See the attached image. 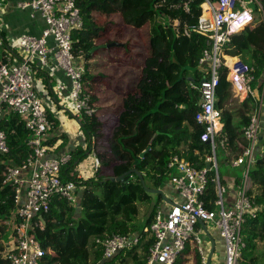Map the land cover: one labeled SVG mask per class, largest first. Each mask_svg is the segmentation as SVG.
Instances as JSON below:
<instances>
[{
    "label": "trees",
    "instance_id": "obj_1",
    "mask_svg": "<svg viewBox=\"0 0 264 264\" xmlns=\"http://www.w3.org/2000/svg\"><path fill=\"white\" fill-rule=\"evenodd\" d=\"M203 0H77L83 26L71 34L72 53L81 57L84 63L82 75L83 90L90 95L96 110L94 82L98 83L104 77L89 76V62L106 48L110 49L141 45L147 54L140 68V79L135 87L122 100V109L117 117V124L110 137L103 133V125L96 115L84 117L79 126L88 147L78 148L71 152L70 162L62 169L61 178L65 184H73L81 189L75 203L66 200H56L50 211L43 216L44 230L36 231L35 237L45 251L40 264H116L121 258L122 264H143L151 239L140 248L127 251L130 263L119 253L110 261L102 260L100 247L95 239H105L112 235L136 233L131 226L138 215L137 203L150 202V194L144 191L139 178L131 175L125 183L110 182L109 178L118 177L125 172L136 169L143 176L146 186L160 189L169 171L167 163L177 155L191 162L196 168L206 167L204 156L209 154V146L200 141L204 127L195 121V113L199 94L190 88V83H199L207 72V66L199 63L202 52L207 48L206 39L192 31L201 13L200 4ZM187 3L188 12L184 5ZM264 11V1H263ZM122 14L125 25L133 31L140 30L139 37L133 38L132 33L127 43L110 40L112 29L114 34H120V27L113 26L111 18ZM188 34H185L184 32ZM124 35V34H123ZM137 40V41H136ZM3 34L0 32V64L5 54L10 52ZM225 54L238 57L242 64L254 68L252 86H259L262 92L264 85V20L258 16L255 22L235 33L225 47ZM127 57V56H126ZM154 68H157L154 69ZM227 70L222 71L220 85L217 88L219 102L217 106L223 110V131L217 139H224L226 146L232 144L234 156H239L245 147L243 129L248 125L256 109V101L245 99L238 108L237 120L231 119L233 137L229 130V119L226 118L223 106L227 102L230 91L226 81ZM87 81L89 83H87ZM264 104V91L262 96ZM51 117V116H50ZM51 119L52 129L58 123ZM0 128L6 135L9 151L0 154V184L1 173L6 165L17 166L28 156L27 145L29 132L17 115H9L2 119ZM152 143L150 144V141ZM101 140V141H100ZM92 142L94 147H92ZM100 142L102 144H100ZM99 143V146L97 145ZM256 159L249 171V178L257 190H264V132L262 134ZM94 150L99 160V167L94 177L77 180L72 172L83 159ZM230 166L229 160L225 161ZM243 171V166L239 167ZM72 174V175H71ZM215 177L213 172L209 178ZM242 178H235L237 183ZM99 193H95V191ZM7 190L0 191L3 196ZM259 211L255 219H249L243 229L245 248L239 264H264V247L258 249L257 240L264 241V193L249 191ZM156 203H162L156 195ZM214 186L208 184L204 197L206 208L211 210L214 200ZM11 200L6 206H0V213L9 211ZM9 206V207H7ZM156 204L148 214L146 226L152 221ZM61 241L62 247L57 245ZM65 263L61 262L59 252H72ZM200 264V258L195 249L187 248L175 264L189 262ZM0 264H9L0 257ZM120 264V263H119Z\"/></svg>",
    "mask_w": 264,
    "mask_h": 264
},
{
    "label": "built area",
    "instance_id": "obj_2",
    "mask_svg": "<svg viewBox=\"0 0 264 264\" xmlns=\"http://www.w3.org/2000/svg\"><path fill=\"white\" fill-rule=\"evenodd\" d=\"M263 1L203 0L200 4L201 13L192 31L206 39L207 48L199 63L207 66V72L199 83L189 85L199 94L194 118L204 127L200 141L210 148L209 154L204 156L208 168L198 169L184 158L171 157L167 169L176 195L175 200H170L174 205L158 206L151 223L140 233L96 238L103 261H110L124 251L140 249L151 239L143 264H175L188 247L196 250L200 264H206L209 239L205 230L208 228L215 229L223 241V264H239L242 260L244 226L249 219H255L259 211L248 192L249 171L260 147V133L264 131V85L262 92L259 86L254 88V68L242 64L238 57L226 55L225 47L235 33L252 25L258 16L264 20ZM16 7L21 11L30 10L31 18L38 15L46 27L39 37L27 33L19 37L16 43L22 56L19 65L10 58L0 64V123L8 115H17L29 132L27 145L30 149L23 162L17 166L5 164L1 173L0 191L6 187L9 190L0 195V206H6L8 195L13 205L9 211L0 213V257L9 264H40L45 251L34 233L44 230L45 224L39 217L43 219L49 213L54 201L62 199L73 204L76 198L75 186L65 184L61 178L71 153L47 157L50 149L46 141L51 124L35 91L34 65L47 67L52 61L54 67L63 72L70 83V108L76 121L92 117L96 110L90 95L83 90V59L72 53L71 34L83 26L77 0H22ZM184 9L188 12L187 3ZM223 70H227L226 81L232 99L252 98L257 103L243 129L245 147L232 161L234 167L243 166L240 183L235 179L224 183L218 173L216 144L223 147L225 140L217 139L223 131V110L217 106L216 92ZM8 151L6 135L0 128V154ZM93 160L96 171L99 161L95 155ZM210 172L215 175L213 179L209 178ZM209 183L213 184L215 195L211 210L206 208L204 201ZM199 222H203L205 229Z\"/></svg>",
    "mask_w": 264,
    "mask_h": 264
},
{
    "label": "rangeland",
    "instance_id": "obj_3",
    "mask_svg": "<svg viewBox=\"0 0 264 264\" xmlns=\"http://www.w3.org/2000/svg\"><path fill=\"white\" fill-rule=\"evenodd\" d=\"M263 20V17H262ZM112 23H110V27L113 26L114 29L117 27H120L116 30H121L120 34H114L115 31L112 29L111 36L109 37L110 40L118 42V43H127L128 38L130 37V34L132 33L133 38L137 39L140 33V30L133 31L132 28L125 25V18L122 14L118 13L115 16L111 18ZM124 34V35H123ZM137 41V40H136ZM130 43V42H129ZM131 46V49H128L127 46L124 47H117V48H105L102 51L98 53V55H95V57L89 62L90 68H89V78L92 77L95 79V77H104L101 82H94V91L93 94L96 97V115L99 121L103 125V133L106 134V137H110L111 133L113 132L114 128L117 124V117L122 109V100L123 97L132 90L135 85L137 84L138 80L140 79V68L142 67L146 53L141 48V45H134V42L129 44ZM127 56V57H126ZM157 70V68H154ZM87 83H89L87 81ZM228 106L224 104L223 109L224 113L227 119H229L230 124V132L231 135L234 137L235 133L232 131V125H231V119L233 118V123L236 122L237 117L236 114L238 112V106L236 105L238 102L236 100L232 99V95L230 93V96L228 98ZM239 104V103H238ZM264 120V115H263ZM261 126H263V123H261ZM264 131L260 133V137L262 138V134ZM101 141V140H100ZM217 141V140H216ZM261 143V140L259 142V145ZM100 144H102L100 142ZM234 147L232 144H229V147L225 145L222 147L220 144H216V159L218 164V173L219 176L224 183L228 180H232L235 178H242L243 177V171L239 167L232 166V161L234 159ZM260 154L263 153V149L259 150ZM226 160H229L230 166L226 164ZM170 179V173L168 176V179L164 182L160 190L164 192V194H173V189L171 185L169 184ZM250 182V190L252 192V195L255 193H264V190L260 191L256 189V186ZM146 184V183H145ZM95 193H99V191H95ZM76 195V193H75ZM78 196V194H77ZM77 196H75V200L77 201ZM150 202L148 203H137L138 207V215L133 220L131 226L134 228V231L136 233H140L144 227H146V220L148 218L149 211L152 209L154 204L156 203V195L150 194ZM75 201V202H76ZM74 202V203H75ZM160 205V204H159ZM208 227H211L210 223L208 224ZM212 236L216 239H214V242L217 241V246L219 247V237L216 234L217 231H215L213 228L210 229ZM257 246L258 249H262L264 247V241L262 239L257 240ZM62 242L58 241L57 245L59 247H62ZM189 248V247H188ZM191 249V248H189ZM72 252H59L61 262L65 263L68 258L71 257L73 254ZM141 249L137 248L135 250V253L137 255H140ZM218 253V251L216 250ZM123 253V252H122ZM122 256L126 257L127 263H130V257L127 254V251H124ZM116 264H122L121 258L117 259L115 261ZM191 264V261L189 259V263Z\"/></svg>",
    "mask_w": 264,
    "mask_h": 264
},
{
    "label": "crops",
    "instance_id": "obj_4",
    "mask_svg": "<svg viewBox=\"0 0 264 264\" xmlns=\"http://www.w3.org/2000/svg\"><path fill=\"white\" fill-rule=\"evenodd\" d=\"M19 1L22 0H0V3L2 4V7H0V32L4 36L7 46L11 49L10 52H7V54H5L4 57L5 59L6 58L12 59L13 63H15L16 65H19L20 59L22 57L16 45L19 37L24 33L39 37L46 27L45 22L38 15H35L34 18H31L30 10L28 9L25 11L19 10L16 7ZM49 45H52L51 40H49ZM0 59H3L2 56H0ZM4 61L5 60H3L2 62ZM34 67H35V71L33 74L34 75L33 83H34L35 91L42 102L43 108L45 110V113L47 115L50 124L52 123L50 118H52V120H56V122L58 123L55 130L52 129V124H51V129L48 132L46 143L50 150L47 157L55 158L67 151H69L70 153L74 152L78 148L85 150L88 147V144L85 141L84 136L80 131L79 123L74 119L70 108L69 81L65 78L62 71L54 67L52 61L49 62V65L47 67H41L39 64H35ZM233 100H236L239 103L236 104L238 108L242 106L241 103L243 101H239L238 99H234V98ZM228 104L229 103L227 101L225 105L228 106ZM97 145L99 146V143H97ZM92 147H94L93 142H92ZM93 155L96 156V152L94 150H92L90 155H88L77 166H75L72 172L74 178H76L77 180L78 179L86 180L94 177V173L96 171L93 169V164H94ZM5 189L9 190V188L7 187ZM75 193H76L75 196H77V194L78 196H80L81 189L76 190L75 188ZM8 196L10 200L11 195ZM165 196L167 199L171 201L175 200L176 198L174 191L173 194H169V195L165 194ZM163 203L164 202L162 201V203H159L160 205L157 204L155 208H157L158 206L162 207L161 204ZM11 205H13L12 200H11ZM210 229L211 228H208V233L210 234L212 239H215L212 236ZM216 234L219 237L218 232H216ZM219 244H220L219 247H216L217 241H215V249L211 257L210 264H223L224 245L220 237H219ZM211 246H212L211 242L210 240H208V247H207L208 255ZM216 250L218 251V253L216 252ZM191 258L192 255H188V259H190V261ZM188 263L189 262H187L186 264Z\"/></svg>",
    "mask_w": 264,
    "mask_h": 264
},
{
    "label": "water",
    "instance_id": "obj_5",
    "mask_svg": "<svg viewBox=\"0 0 264 264\" xmlns=\"http://www.w3.org/2000/svg\"><path fill=\"white\" fill-rule=\"evenodd\" d=\"M113 44H107L106 45V48H109L111 47ZM152 140L150 141V144L152 143ZM208 168V166H206ZM136 175L138 178H139V181H140V184L142 186V188L144 189L145 192H147L148 194H152V195H158L161 197V200L168 204V205H174V203H172L169 199L166 198L164 192L160 189H152V188H149L146 186L145 184V181L143 179V176L140 172H138L136 169H131L127 172H125L124 174L118 176V177H112V178H109V181L110 182H119V183H125L129 180V178L131 177V175ZM40 220H42V222L44 223V220L42 219V217H39ZM199 225L201 227H203L205 229V226L203 224V222H199ZM205 234L206 236L208 237V239L210 240L211 242V249L209 251V255H208V259L206 261V264H210V261H211V257L213 255V252H214V249H215V242H214V239L211 238L210 234L208 233L207 230H205Z\"/></svg>",
    "mask_w": 264,
    "mask_h": 264
},
{
    "label": "clouds",
    "instance_id": "obj_6",
    "mask_svg": "<svg viewBox=\"0 0 264 264\" xmlns=\"http://www.w3.org/2000/svg\"><path fill=\"white\" fill-rule=\"evenodd\" d=\"M261 138V137H260ZM261 140V139H260Z\"/></svg>",
    "mask_w": 264,
    "mask_h": 264
}]
</instances>
